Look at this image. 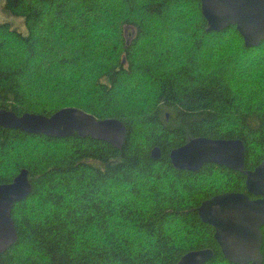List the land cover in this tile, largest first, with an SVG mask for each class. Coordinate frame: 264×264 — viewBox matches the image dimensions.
Masks as SVG:
<instances>
[{
	"label": "trees",
	"instance_id": "1",
	"mask_svg": "<svg viewBox=\"0 0 264 264\" xmlns=\"http://www.w3.org/2000/svg\"><path fill=\"white\" fill-rule=\"evenodd\" d=\"M26 33L0 22V184L24 168L16 240L0 264H176L210 248L198 215L244 175L208 162L174 168L169 151L197 136L239 139L243 169L264 156V39L234 25L206 31L199 0H0ZM75 107L126 127L121 148L19 125ZM160 148L159 158L150 149ZM264 264V240L261 246Z\"/></svg>",
	"mask_w": 264,
	"mask_h": 264
},
{
	"label": "water",
	"instance_id": "2",
	"mask_svg": "<svg viewBox=\"0 0 264 264\" xmlns=\"http://www.w3.org/2000/svg\"><path fill=\"white\" fill-rule=\"evenodd\" d=\"M206 21V31H218L234 25L245 46L257 45L264 39V0H199ZM33 133L62 137L78 133L103 140L121 148L126 127L119 119L103 118L75 107L62 108L48 117H22L19 125ZM244 144L239 139L197 136L169 151L174 168L197 171L203 164L213 162L241 171L245 190L260 198L251 199L244 191H226L203 200L198 215L213 226L223 256L233 263L260 264V232L264 224V156L253 169H243ZM152 158H159L160 148L150 149ZM31 190L28 172L22 168L6 183L0 184V252L17 237L11 218L13 203L25 198ZM211 249L190 250L176 264H202L212 256Z\"/></svg>",
	"mask_w": 264,
	"mask_h": 264
},
{
	"label": "rangeland",
	"instance_id": "3",
	"mask_svg": "<svg viewBox=\"0 0 264 264\" xmlns=\"http://www.w3.org/2000/svg\"><path fill=\"white\" fill-rule=\"evenodd\" d=\"M0 22H6L10 24L12 27H15L16 30L22 33H26V28H25L23 18L20 16L10 14L0 9Z\"/></svg>",
	"mask_w": 264,
	"mask_h": 264
},
{
	"label": "flooded vegetation",
	"instance_id": "4",
	"mask_svg": "<svg viewBox=\"0 0 264 264\" xmlns=\"http://www.w3.org/2000/svg\"><path fill=\"white\" fill-rule=\"evenodd\" d=\"M256 166V165H255ZM244 175V174H243ZM244 178H245V176H244ZM245 180V179H244ZM245 186V185H244ZM224 192H226V191H224ZM244 192H246L247 194H248V197L249 198H251V199H257V198H260V196L259 195H254V194H252V193H249V192H247L246 190H244ZM221 193H223V192H221ZM216 194H219V193H216ZM215 195V194H214ZM213 196V195H212ZM208 224V223H207ZM208 225H210V224H208ZM211 227H212V230H213V233H214V228H213V226L212 225H210ZM259 232H260V254H261V256H262V260H261V263H262V261H263V255H262V252H261V246H262V242H263V240H264V224H262L260 227H259ZM213 238H214V236H213ZM214 240L216 241V239L214 238ZM216 243H217V241H216ZM217 245H218V243H217ZM218 247H219V245H218ZM200 249H206V248H200ZM208 249H210V248H208ZM192 250H199V249H192ZM212 250V249H211ZM219 250H220V253H221V255H222V257L226 260V261H228L229 263H231V264H238V263H233V262H231L230 260H228V259H226L224 256H223V254H222V252H221V249H220V247H219ZM190 251V250H189ZM212 252H213V250H212ZM212 255H213V253H212ZM182 256V255H181ZM212 257V256H211ZM210 257V258H211ZM209 258V259H210ZM208 259V260H209ZM207 260V261H208ZM206 262V261H205ZM204 262V263H205ZM204 263H202V264H204ZM260 263V264H261ZM248 264H251V262H249Z\"/></svg>",
	"mask_w": 264,
	"mask_h": 264
}]
</instances>
